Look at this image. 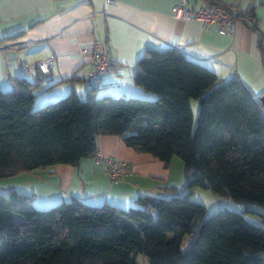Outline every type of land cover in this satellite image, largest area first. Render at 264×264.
<instances>
[{
  "label": "trees",
  "instance_id": "obj_1",
  "mask_svg": "<svg viewBox=\"0 0 264 264\" xmlns=\"http://www.w3.org/2000/svg\"><path fill=\"white\" fill-rule=\"evenodd\" d=\"M222 5L224 4L216 0ZM239 19L251 22L254 7ZM0 89V177L93 156L100 134L168 163L184 183L163 185L128 208H95L77 198L36 208L30 195L0 194V264H264V226L241 212L206 207L195 188L264 206V108L239 78L219 80L176 48H149L133 83L154 99L71 91L34 107L39 82ZM199 103L196 123L190 100ZM193 234L186 248L182 241Z\"/></svg>",
  "mask_w": 264,
  "mask_h": 264
},
{
  "label": "crops",
  "instance_id": "obj_2",
  "mask_svg": "<svg viewBox=\"0 0 264 264\" xmlns=\"http://www.w3.org/2000/svg\"><path fill=\"white\" fill-rule=\"evenodd\" d=\"M178 1L0 0V89H14L20 77L39 82L40 88L33 91L34 107L71 91L85 97L91 88L85 75L92 63L90 55L80 49L98 42L108 48L118 67L100 76L95 96L153 99V93L133 83L135 65L149 48L179 49L219 80L236 76L255 96L264 91V0H218L242 10L254 7V29L251 22L239 19L233 34H220L196 19L174 17L170 9ZM188 1L200 4L206 0ZM48 57H53V63L42 72L37 64ZM95 151L127 162L131 173L109 183L89 156L76 165L56 164L24 174L28 182L57 192L50 204L77 198L95 208H128L141 195H162L157 189L163 185L184 183L183 175L173 171L174 164L176 171L181 167L177 161L173 164V156L164 163L149 152L126 146L117 135H98ZM34 188L29 194L20 193L30 195L33 202ZM138 261L148 264L143 256Z\"/></svg>",
  "mask_w": 264,
  "mask_h": 264
},
{
  "label": "built area",
  "instance_id": "obj_3",
  "mask_svg": "<svg viewBox=\"0 0 264 264\" xmlns=\"http://www.w3.org/2000/svg\"><path fill=\"white\" fill-rule=\"evenodd\" d=\"M171 14L180 19H196L204 27H215L220 34H233L234 27L243 15V10L237 5H222L216 0H206L203 3L191 2L188 0H179L171 6ZM83 54H89L92 63L91 68L85 75V81L91 87H97L100 82V76L107 71H115L118 63L112 57L108 48L100 46L95 42L92 47H83L80 49ZM53 63V57H48L40 61L37 66L40 71L47 72L48 67ZM28 68L27 63H23ZM94 161L106 174L109 183H117L123 177L131 173V166L122 160L109 155H101L94 152Z\"/></svg>",
  "mask_w": 264,
  "mask_h": 264
},
{
  "label": "rangeland",
  "instance_id": "obj_4",
  "mask_svg": "<svg viewBox=\"0 0 264 264\" xmlns=\"http://www.w3.org/2000/svg\"><path fill=\"white\" fill-rule=\"evenodd\" d=\"M84 98L85 97L83 96L82 99ZM142 99H148V98H142ZM190 106H191V110L193 109L192 114H193V126H194L196 123V118H197L198 109H199L198 100L191 99ZM173 157H174L173 164L175 163V161H177L178 164L179 163L181 164V167H179L178 165V171H176L175 164H174L173 171L174 173L178 172V175L182 176L183 175L182 161L176 155H174ZM24 173H28V172H21V173L12 175V176L0 177V194L7 195L8 191L13 190V189L18 192H25L29 194L30 192H32L31 189L35 187L34 190H36V195H35V198L33 199V205L36 208L46 209L56 204L57 202H59L57 201L56 203H52V204L48 203V202H53L52 200L55 199L54 196H56L57 192L56 194L51 192V190H49L47 187H44V184H41V183L35 184V183L28 182L26 175ZM174 173L173 175L175 176ZM194 190L195 191L191 197L193 198V200L201 202L202 204L205 205L207 216L219 209L226 208L229 210L241 212L244 215V217L247 218L248 220L256 224H261L262 226H264V218H262V216H264V206H261L255 202H246V203L237 202V201L231 200L228 197H224L217 193H214L208 189L197 187ZM49 198H50V201H49ZM64 200H68V199H64ZM193 236H194L193 234H189L184 237L182 241L183 249L187 247L188 241L192 239Z\"/></svg>",
  "mask_w": 264,
  "mask_h": 264
},
{
  "label": "water",
  "instance_id": "obj_5",
  "mask_svg": "<svg viewBox=\"0 0 264 264\" xmlns=\"http://www.w3.org/2000/svg\"><path fill=\"white\" fill-rule=\"evenodd\" d=\"M255 100L262 108H264V91H261L259 94H257L255 96Z\"/></svg>",
  "mask_w": 264,
  "mask_h": 264
}]
</instances>
